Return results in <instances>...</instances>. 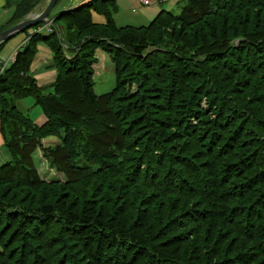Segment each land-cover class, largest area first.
I'll return each instance as SVG.
<instances>
[{"label": "trees", "instance_id": "16d2710c", "mask_svg": "<svg viewBox=\"0 0 264 264\" xmlns=\"http://www.w3.org/2000/svg\"><path fill=\"white\" fill-rule=\"evenodd\" d=\"M100 1L104 26L92 22ZM39 3L20 1L14 20ZM260 3L186 0L179 14L161 12L135 28L116 26L113 0H91L60 14L67 36L53 25L51 33L29 35L0 70V132L12 157L0 166V264H264ZM168 27L186 47L150 40ZM98 40L117 79L102 95L92 69ZM40 43L54 53L49 93L30 71ZM143 68L153 87L151 77L139 76ZM126 73L133 79L124 83ZM28 97L43 111L41 126L18 107ZM69 114L78 120H65ZM49 136L61 142L46 147ZM38 149L65 182L43 179ZM30 222L44 228L32 225L51 243L45 253L19 243L30 237ZM82 230L87 237L76 235Z\"/></svg>", "mask_w": 264, "mask_h": 264}, {"label": "crops", "instance_id": "0c3cea01", "mask_svg": "<svg viewBox=\"0 0 264 264\" xmlns=\"http://www.w3.org/2000/svg\"><path fill=\"white\" fill-rule=\"evenodd\" d=\"M20 1L22 0L13 1L14 3L16 2L15 6H8V0H0V32L8 29L9 27H12L15 24L12 22L13 21L16 22V20H14V16L16 14L17 6L20 3ZM47 1L48 0H39L40 3L37 5V7H35L33 12L34 13L41 12L45 8ZM90 1L91 0H58L56 6L49 15V21L51 25H53V27H56L60 35L67 36L69 32H67L66 27L62 22L58 21L60 14H62L63 12L69 9L78 7L80 5H85ZM113 1H114V7L110 9V15L113 22L118 27H126L129 25L133 27L148 26L161 14V12L175 14L174 12L178 11V7L181 6L182 8L186 3V0H152L151 5L144 6L139 0H113ZM101 2L102 1L96 4L97 9L95 7L92 10V22L95 25L104 26L107 25L108 18L107 16L100 13L101 11H99L101 9H104L105 7V6L99 7L101 6L100 5ZM96 10H98V12ZM34 31L35 29L33 30V33ZM30 33H32V31H29L27 34L23 33L21 35H18L0 47V56H1V51L5 49L9 43L12 44V40L14 39L16 40L15 42L13 41L14 43L12 47L5 55L6 59L9 57L7 62L6 61L2 62L0 59V65L1 63H8L9 59L15 56L17 52L20 51L28 43L30 38L29 37ZM72 48H75V46H73ZM98 51L96 56L100 61V58L98 57ZM103 54L105 55L106 52ZM103 60L106 61L105 58H103ZM30 71L33 78L36 80L38 87L44 89V91H47L48 88H50L55 83L57 71L54 61V53L52 52L51 48L48 45L44 43L38 44L37 52L32 62ZM23 100L18 102V107L22 112L28 115L27 111L29 110V103H22ZM36 117H39V115H37ZM45 121H46L45 116L42 115L38 118L36 123L43 124ZM11 160L12 157L10 153L7 151V149H5L4 147V139L0 132V166Z\"/></svg>", "mask_w": 264, "mask_h": 264}, {"label": "rangeland", "instance_id": "374dc122", "mask_svg": "<svg viewBox=\"0 0 264 264\" xmlns=\"http://www.w3.org/2000/svg\"><path fill=\"white\" fill-rule=\"evenodd\" d=\"M13 1H16V0H8V6H15L16 2L14 3ZM260 1L261 0H258V3H260ZM260 4H261V7H260L259 10H260L261 18L264 21V1L261 2ZM180 9H181V6H179L178 7V11L174 12V13L175 14H179L180 13ZM32 13H34V12H32ZM32 13H30V14H32ZM30 14L26 15L21 21L25 20ZM232 17H234V15H232ZM42 27L43 26L40 24L37 27H34L33 29L28 30L27 32L32 31V33H30V36H31V34H33V30L35 28H37L36 31L39 30L41 33H45V34H46V31H48L47 29H50V28H47L46 30H42ZM129 27H133V26L129 25ZM169 27L162 34L156 33V35L154 37L150 38V40L152 42H154L155 44L159 43V45H157V46L165 45V44H168L169 42L174 41V42H176V44L182 46L183 48L186 47L185 44L183 43V41L178 39L179 33L173 32V27H171V29H172V31H171ZM135 28H138V27H135ZM185 34L188 35L189 33H185ZM94 36H92V37H94ZM13 41L15 42L16 40L15 39L12 40V44L9 43L6 46V48L1 51L0 59H1L2 62H5V61L7 62L9 57L6 59L5 55L9 51V49L12 47V45L14 43ZM98 44H99L98 45L99 48L96 49V54L95 55H97V51L99 50L98 51V57L100 58V61L98 60V62L95 65L92 66V69L94 71V82H95L94 91H95V93L97 95H102V94L109 93V92L113 91L116 88L117 79H116V75H115V69L116 68H115L114 62L112 61L110 56L106 55L107 53L105 54L106 56L103 54V53H105L104 52V48L105 47H104L103 41L102 40L101 41L98 40ZM106 44L108 45V43H106ZM171 44H174V43L172 42ZM170 48H172V47H170ZM172 52H176V50H174ZM13 58H14V56L11 59H9L8 63H1L0 70H5L6 68H8L9 65L12 62H14ZM103 58H105L106 61H104ZM166 62H168V61H166ZM230 62H231L230 66L235 67V63L236 62H234L232 60H230ZM143 64H144V61H143L142 65ZM124 65H125V60H124ZM139 66L135 63L133 66L131 65V68L134 69L136 67L138 68ZM172 67H175V69L178 72L186 73L183 70V68L180 65H178V64L176 66H174V64H173ZM217 69H218V67H217ZM147 71H148L147 73L146 72L144 73V68L143 69H139L138 70V74H139L140 77H142L144 75H147V76L151 77L152 80L148 84L151 87H153L157 83H154V79H153L152 75L150 74V70H147ZM212 73L216 74V75L220 74V73H217L216 71H214ZM130 74L131 73L122 74L121 75V81L123 80L124 83H125L126 81H130V79H133V77L130 76ZM222 75H224V73H222ZM147 76H146V79H147ZM137 84H139L138 81H136L134 86H136ZM49 92H52V90L50 88L46 91V93H49ZM167 93L168 92L161 93V94L164 95V94H167ZM22 103H29V110L27 111V113H28V116L30 117V119H32L35 123L37 122V120H38V118L40 116L44 115L42 109L39 106L36 105L35 99L33 97H28V98L24 99L22 101ZM75 108L78 111V108L77 107H75ZM62 114L66 115L67 114V110L64 111ZM77 114H79V111L76 113V115ZM37 115H39V117H36ZM76 115L69 114V117L66 118L64 116V119L65 120H71V122H72V120L76 121V120H78V119H75ZM38 125L41 126L42 124H38ZM46 141H48V142H46ZM43 142L45 143L46 147H52V146H55V145L59 144L61 142V140L58 137L49 136V137H46ZM138 149H141V146H139ZM38 150L34 153L33 157H34L35 165H36V167H37V169L39 171V174L43 177V179L45 181H47V182H50V181H55V182L56 181H64L65 182L66 181V176L62 172H60L55 166H53L51 163H49L47 160H44L43 159L42 150H40V149H38ZM137 152H138L137 150H134V152L130 153L129 155H133V154H135ZM67 157H68V155H67ZM72 161H71V163H72ZM80 161H81V159H78V160L73 161V163L74 164H76V162L80 163ZM86 163H87V165H90V166H94L95 164H97V163H94V162L89 163V161H86ZM142 168H144V167H142ZM17 191H19V190L17 189ZM71 207H72V209L74 208L73 205H71ZM42 222L47 224V225H53L52 221H49V220H42ZM32 225L33 226H38V227H40V229L41 228L44 229L41 225L39 226V224H37V222H36V224H31V222H30L29 226L31 227V229L29 230L30 234L28 235L30 237L26 236L27 239L25 241H23V239L21 238L22 236H20V238H19L20 242L19 243L21 245H23V246H27L28 247L30 245V242H31V243H33V248L37 252H39V253L44 252L45 253L49 249V246L51 245V243L49 244V242L47 240L45 241L44 239L39 240V238H37L38 237L37 233H34L33 230H32ZM69 232H70V229H69ZM76 235L78 237L85 238V237H87L88 233H87L86 230H82L81 232L76 233ZM35 239H36V241H35ZM6 241H7V239H6ZM37 245H39V248H37ZM20 248L23 249V247H20ZM25 251H26V249H25ZM6 254H9V250L6 252ZM37 264H42V263H37Z\"/></svg>", "mask_w": 264, "mask_h": 264}, {"label": "water", "instance_id": "95a60500", "mask_svg": "<svg viewBox=\"0 0 264 264\" xmlns=\"http://www.w3.org/2000/svg\"><path fill=\"white\" fill-rule=\"evenodd\" d=\"M58 0H48L45 8L39 13L30 14L25 20L16 23L14 26L0 32V45L8 42L16 36L37 27L43 23H49V15L56 6Z\"/></svg>", "mask_w": 264, "mask_h": 264}, {"label": "built area", "instance_id": "2783aa9c", "mask_svg": "<svg viewBox=\"0 0 264 264\" xmlns=\"http://www.w3.org/2000/svg\"><path fill=\"white\" fill-rule=\"evenodd\" d=\"M144 6H149L152 4V0H139ZM47 28H50V29H47ZM48 30L46 31V33H51L52 32V29H51V26L50 25H47L45 27H42V30ZM41 30V31H42ZM13 61H14V58H13Z\"/></svg>", "mask_w": 264, "mask_h": 264}, {"label": "bare ground", "instance_id": "6f19581e", "mask_svg": "<svg viewBox=\"0 0 264 264\" xmlns=\"http://www.w3.org/2000/svg\"><path fill=\"white\" fill-rule=\"evenodd\" d=\"M36 29H37V28H35V31H34L33 34H35V33H38V34L41 33L39 30L36 31Z\"/></svg>", "mask_w": 264, "mask_h": 264}]
</instances>
